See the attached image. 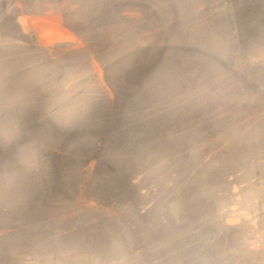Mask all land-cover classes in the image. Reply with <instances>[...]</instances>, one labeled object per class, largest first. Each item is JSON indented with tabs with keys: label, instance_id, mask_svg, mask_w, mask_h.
Returning <instances> with one entry per match:
<instances>
[{
	"label": "rangeland",
	"instance_id": "1",
	"mask_svg": "<svg viewBox=\"0 0 264 264\" xmlns=\"http://www.w3.org/2000/svg\"><path fill=\"white\" fill-rule=\"evenodd\" d=\"M262 51L264 0H0V93L45 161L0 183V264H264Z\"/></svg>",
	"mask_w": 264,
	"mask_h": 264
},
{
	"label": "clouds",
	"instance_id": "2",
	"mask_svg": "<svg viewBox=\"0 0 264 264\" xmlns=\"http://www.w3.org/2000/svg\"><path fill=\"white\" fill-rule=\"evenodd\" d=\"M259 55L264 57V51ZM252 59H256L255 56ZM27 106L21 94L4 96L0 93V146L17 145L12 170L0 171V183L12 186L20 176L21 170L26 173L39 172L44 167L43 145L39 140L20 143L22 129L19 115ZM87 102L73 97L68 92L53 94L47 103L46 116L59 126L71 127L84 119ZM83 261L86 257H78Z\"/></svg>",
	"mask_w": 264,
	"mask_h": 264
}]
</instances>
